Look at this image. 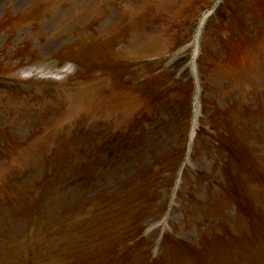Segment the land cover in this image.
I'll return each instance as SVG.
<instances>
[{"label": "rangeland", "instance_id": "obj_1", "mask_svg": "<svg viewBox=\"0 0 264 264\" xmlns=\"http://www.w3.org/2000/svg\"><path fill=\"white\" fill-rule=\"evenodd\" d=\"M100 1L101 3L105 1V3L107 4V0H100ZM52 2H48V3L52 4ZM54 2L55 4L56 3L58 4L56 5V9L58 11H57L55 19L59 18L60 16L62 19L67 18L70 15V10L65 8L64 5L60 4V3H63V0H56ZM87 2L88 0L85 1V3ZM129 2H131L133 6L137 5L136 9H138L137 10L138 12L136 13V15L142 19L157 22L160 20V18L164 14H165L164 15L165 17L170 15V17L172 18L171 21L168 19L164 22L165 25L167 26L164 28V32L169 30L170 32L175 33L173 38L169 34L167 35L165 34V36L157 35V36L152 37V41H153L152 47L153 48L157 47L159 51H161V46L164 45L165 42H167L166 40L171 39V38L172 40H174V38H178L180 34H177V33L179 32L182 34V31H184L185 29V23L187 19L189 18L190 14L196 10V6H192L191 4H188L187 2H185V0L183 1V3H182V0H178V1L177 0H161L160 4L156 5L158 11H155V13H154V10H155L154 7L156 3H159V0H130ZM36 4H38L37 6H41V5H44L45 2L40 1V0H4V2L0 4V21L2 20L4 24L11 25L13 24V21L11 20L12 17H17L19 15L22 19L23 14L28 9H30V7ZM63 4L68 5L65 2ZM118 9L119 10L121 9L119 5H118ZM97 10H98V6L95 9L89 7L88 12H87V18L88 16L91 15L90 20H93L95 19L94 17L100 16L99 11ZM134 14H135L134 10L127 11V12L122 11L118 19V23L121 20H126L127 23L130 24L131 18ZM237 14H239V12ZM32 17H34V13L31 14V18ZM108 21H110V19H108ZM106 22L107 20L102 23L103 26L106 24ZM50 23H51L50 17L48 16V14H44L36 19H33L29 24L23 26L20 30L23 29L22 31L24 32L21 33L20 31H18L19 33L17 32L18 35H15V37H12L11 35L6 34V32H0V63L2 61L7 60L8 63H5V66L8 69L13 68L15 66H19L18 64L22 60L21 58L22 56H19L16 52L18 49L17 44L20 43L21 41H22L21 43H24L25 41H27L31 43L32 45L31 48L40 54L38 58V60L40 61L37 60L38 62H40V64L38 65L37 68L38 70H41V71H39L38 73L41 72L40 75H42V74L48 73V71L51 72L52 70H54L56 62L51 59L52 53L55 51V49L58 47V45L61 42H63V44L72 43V41L74 40L73 35L75 33L72 35L74 31H69L70 28L68 27L71 24L69 20L66 23H61L59 29L56 27V25L50 24ZM90 23L96 25V27H98L100 24V22H97V21H90ZM36 28L38 29L37 34L32 33V30ZM72 28L73 30L76 29L78 31L77 33L85 31L84 32L85 34L87 31L86 29L88 27L86 28V26H82L78 24L76 26H73ZM89 28H90V31L93 30L91 26H89ZM142 28L143 27L141 26V29ZM47 33L52 34V35H47ZM89 35L90 33L88 34V38H91ZM217 36L218 34L216 33V31L208 35V37L206 38V42H205L206 49L208 48L210 50V45H209L210 43H212V45L214 46L218 45ZM150 39L148 40V42L150 41ZM157 40H162V41L155 42ZM219 47L217 49H219ZM110 48H111V45L107 46V49H110ZM220 48H221L220 50H223L222 47ZM216 51L217 50H215V52ZM26 70L28 72L31 71L32 73H28V72L24 73L22 71L19 74V76H32V77L39 78L38 74L36 73L34 74V72H36L35 70H29V68ZM263 70L264 68L261 67L258 70V72L257 71L255 72V77L249 80L251 82L249 86H247L246 84L244 85V89H243L244 95L246 94V97L250 102H256L259 104H262L264 102ZM231 81L233 80H230V82ZM235 82L236 83L233 87H230L228 84L227 85L220 84L222 88H219L217 91L214 92V93L218 92L219 97L222 98L220 102L221 104L224 103L223 105L231 107L233 104L236 103V99H239L238 96H241V93H242L241 81L236 79ZM30 95L31 94H29L26 98H23V101L20 100L18 104L16 102V99L13 96H8L7 98L4 97L2 99L0 98V118L2 120L1 123H4L3 128H4V125L6 124L7 126L6 131L10 133V131L12 130L11 131L12 137H22V141H25L28 138V136L32 133V129H38L37 125L41 121V118L37 116L38 115L37 113L40 111V108H39L40 100L33 99L29 97ZM102 98L104 99V97ZM6 103L13 104V107H11L10 109L16 114L21 113V119H16L13 116L8 117L9 115L7 114L8 110H5L7 108L4 107ZM43 114L46 115L47 113L44 112ZM262 118L263 117L261 115H256L255 119L262 122ZM221 121L222 120L220 119L219 123H221ZM163 124L165 127L168 126V123L166 122H164ZM238 134H242V130L240 131L238 129ZM41 135L35 137V139L30 143L29 147H27L21 153L22 165H25V166L35 165L34 162L37 161L38 159L43 161V159L49 155L55 156V152L52 151L53 150L52 146H56L53 144V139L46 138L43 141H40L39 137ZM256 137H257L256 134L252 138L249 134L242 135L241 140L244 142L250 139L251 141H255ZM106 161L107 159L104 160V163L100 164V166L98 167V170L96 171V176L99 177L100 180H105L103 181L104 185L107 184L112 187H117L120 184L116 185V181H120L121 179H123V181H127L128 175H130V173H133V171L129 169L128 171L124 170L118 174L117 173L111 174V166L108 167L106 164ZM16 163H19V162H16ZM112 163H113V160H112ZM15 166L17 165L16 164L14 165L12 163V165L9 166V168L14 170L16 169ZM56 166H58V164L55 161L54 167ZM35 173L38 175L37 172ZM221 178L223 177H221L219 174V178L215 179L216 183L222 184ZM254 189L255 190L251 192L253 193L257 202L262 203L264 201V194L261 191L257 190L256 186H254ZM220 194H221V191L217 188L215 195L219 196ZM186 195L188 197H184V199H188L192 197L190 192H186ZM201 196H203V192L196 194V197L198 198ZM203 199L204 197L199 199L198 201L201 202L203 201ZM219 201H225L224 197L222 199H214L213 201H209V203H203V204L216 205ZM190 203L191 202L189 201H185L182 205L181 210L178 212V214H177V211L176 213L172 214L171 219L173 223L177 221L182 223L183 221L182 219L185 216V213L188 210ZM197 204L198 203L194 205H197ZM218 213H220V211H217L209 221L203 222L204 220L207 219L208 216H206L204 214V211L201 210L198 220L201 221V223H207V222L214 221L215 219H217L216 215ZM177 224L179 225L178 227L182 226L179 223H175V225Z\"/></svg>", "mask_w": 264, "mask_h": 264}, {"label": "bare ground", "instance_id": "obj_2", "mask_svg": "<svg viewBox=\"0 0 264 264\" xmlns=\"http://www.w3.org/2000/svg\"><path fill=\"white\" fill-rule=\"evenodd\" d=\"M3 0H0V2H2Z\"/></svg>", "mask_w": 264, "mask_h": 264}]
</instances>
